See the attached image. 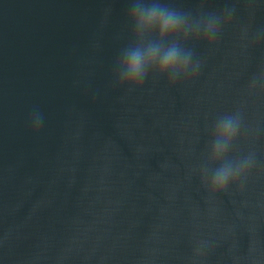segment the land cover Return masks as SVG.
<instances>
[{"label":"water","instance_id":"1","mask_svg":"<svg viewBox=\"0 0 264 264\" xmlns=\"http://www.w3.org/2000/svg\"><path fill=\"white\" fill-rule=\"evenodd\" d=\"M129 2L0 0V264H264V0H163L236 11L189 43L195 77L131 93L113 83ZM237 109L255 166L211 195L210 131Z\"/></svg>","mask_w":264,"mask_h":264},{"label":"clouds","instance_id":"2","mask_svg":"<svg viewBox=\"0 0 264 264\" xmlns=\"http://www.w3.org/2000/svg\"><path fill=\"white\" fill-rule=\"evenodd\" d=\"M235 11L234 5L215 11L200 3L194 10H185L163 0H130L125 18L128 42L115 59L113 83L131 93L149 79L175 85L195 77L201 64L189 43L213 45L231 24ZM260 80L264 81V74ZM255 85L254 78L251 86ZM30 123L38 134L42 115L34 111ZM242 126L239 109L219 115L212 125L206 159L200 167L201 180L211 195L240 184L255 166V153L233 155Z\"/></svg>","mask_w":264,"mask_h":264}]
</instances>
